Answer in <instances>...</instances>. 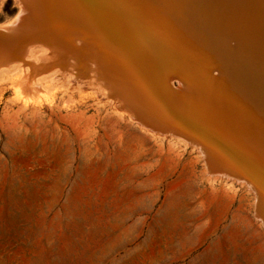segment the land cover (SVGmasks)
I'll list each match as a JSON object with an SVG mask.
<instances>
[{
  "label": "rangeland",
  "instance_id": "1",
  "mask_svg": "<svg viewBox=\"0 0 264 264\" xmlns=\"http://www.w3.org/2000/svg\"><path fill=\"white\" fill-rule=\"evenodd\" d=\"M3 1L1 26L20 12L18 0ZM225 3L213 11L224 19L217 18L216 34L196 19L191 0L197 13L186 17V35L177 38L190 44L189 64L224 75L225 84L207 80L240 98L247 116L232 106L214 111L212 99L182 100L174 64H143L131 52L124 53L134 63L124 66L131 75L106 64L114 68L100 76L102 88L92 64H78V77L60 72L42 82L35 96L18 88L21 69L0 70V264H264V161L238 146H248L242 137L251 129L263 142L264 160V0L245 16ZM178 40H171L176 48ZM201 51L207 57L198 58ZM110 79L115 86L127 79L120 84L128 93L136 89L138 101L127 104L132 115L120 107ZM206 136L209 144L191 142ZM208 157L230 163L224 167L237 175L215 181L223 174L209 169ZM239 165L249 170L240 174Z\"/></svg>",
  "mask_w": 264,
  "mask_h": 264
},
{
  "label": "bare ground",
  "instance_id": "2",
  "mask_svg": "<svg viewBox=\"0 0 264 264\" xmlns=\"http://www.w3.org/2000/svg\"><path fill=\"white\" fill-rule=\"evenodd\" d=\"M18 1L20 3V12L18 15L19 19H17V17H16L11 22H8L7 24L5 23V25L3 24L2 26L0 25V70L2 68H5L6 66H7L6 68H8L9 66H12L11 67L12 72L14 70L16 71L17 69H19V70L21 69L23 71V76H21L22 78L19 79L20 83L17 86H18V88H20L22 90V92H29L28 95L29 94L38 95V93H42L41 91L43 89L40 91V89H41L40 87L42 86L41 83L42 82L44 83L45 81H48V80L51 81L53 78H55L56 75H60L59 74L60 72L63 73V75L68 74V73H72V74L74 73L78 77V75H80V68H82L78 64H86V65L92 64L93 66L92 67L90 66L91 72L93 74L92 76L98 82V84H100V86L102 88L104 85H102L103 81L100 80L101 79L100 76L105 77V76L109 75V74H107V71L109 70V72H110V70L112 71L111 68H114L111 65V66H109L111 68L108 69L107 68L108 66L106 67V64L107 65L108 64H114L115 68H116L115 71L117 73L119 71L120 75H121V72H124V71H125L124 72L125 74L131 73V71H129V69H126L124 67V66H126L127 63H129V61H126V58H124V53L130 54V52H131L134 60L133 59H130V60L136 61L135 59L141 58V63H143V64H174L176 66L175 68L185 75L184 76L182 74H179L178 71H175L176 73L173 74V77L176 76V78L180 79V83H183V87L181 89L182 95L180 94L182 100L184 99V100L191 101V100L196 98L198 102L203 100V99H204V101L207 102L208 100L212 99L214 101L213 106H212L213 110L215 108L216 111H217V109H219L221 112H223L222 109L228 110L229 108H231L230 106H232L233 111L236 108V109H240L239 114L241 112H242L241 114H243V116H245L247 114L246 110L244 109V108H247V106L243 105L239 101L240 98H237L236 96L230 97L229 95L225 94L227 92H219L221 90V88L219 91L213 90L211 88V87H213L212 86L213 81H210L207 79H216V81H219V82H220V80H222L224 82V84L226 83L225 77L221 72H219L218 75H214L211 69H205L203 67V64L199 63L198 61H197V63L201 64L200 70H199V68L193 67L192 66L193 64H189V62H188L189 61L188 60L189 59L188 58L189 57L188 56V47L190 48V44H188V42L187 43L184 42V44H182L178 40L177 36L186 35V33L184 31L185 30L184 27L188 23V21H186V20H187V18L188 19L191 18V13L192 14L197 13V11L195 12L194 9L192 10L193 7L191 5V0H140L142 2V4L138 3L139 6L135 2H134V5L132 4L133 2L130 4L131 0H18ZM136 1H138V0H136ZM256 1L257 0H196V2L198 4V7H197L198 18H196V19L199 21V23H201L203 26L209 28L212 32H216V34H219L217 31L218 26L216 27V20H217V18H220V17H214V12H213L215 10L218 2H220V3L226 2V3H228V5H230L231 7L237 8L241 12L242 11L247 12V11L251 10L250 8H252V6L254 8ZM3 2H4L3 0H0V5ZM228 5H226V6H228ZM259 5H261V4H259ZM228 7H226V8L228 9ZM231 7L229 9H233ZM229 9H228V11H229ZM238 10L237 11L234 10V11H236L238 13L239 12ZM232 12L233 11H231V13ZM226 13H225V15H226ZM250 13H252V12H250ZM242 14H243V12H242ZM263 14H262V16H263ZM258 15H259V13H258ZM249 17H251V16H249ZM256 17L258 18L257 15H256ZM192 18H193V16H192ZM232 18H234V17H232ZM220 19H223V18H220ZM238 19H241V17H239ZM261 19H262V17H261ZM235 20H236V18H235ZM244 20H242V21H244ZM220 22H221V20H220ZM237 22H238V20H237ZM259 23H263V22L260 21ZM201 24H200V27H201ZM232 24L233 23H231V25ZM195 25H196V23H195ZM228 25H230V22ZM231 25H230V27H232ZM258 26H260V25H258ZM196 27H198V25ZM200 27H198V28H200ZM226 27L228 28V26H226ZM254 27H256V26H254ZM174 29H176L178 32L183 31V34H179L178 32L174 33V31H173ZM201 30H200V32L203 31V30L202 31ZM232 31H233V27H232L231 32ZM162 32L164 35L161 34ZM154 33H156L158 37L160 36L159 39L156 41H154V39H153ZM221 34H222V32H221ZM226 34H228V33H226ZM161 36H164V37L169 36V38L172 36V38H170V39L173 42L178 40L180 43L179 47L176 48V46L173 44V42L171 40L169 41L167 38L162 40L163 38ZM154 45H155V47H154ZM156 45H158V46H156ZM128 55H125V56L128 57ZM196 56L198 58L207 57L202 51L197 53ZM206 59L211 60L208 58H206ZM131 62L129 63V64H131L130 68H132V66H133L132 64H134ZM190 62L192 63V61H190ZM207 62H209V61H206V63ZM62 64H68V65H66L68 67L65 69L62 68L61 67ZM95 64H97V67ZM98 64H99V66H98ZM194 65H196V64L194 63ZM58 66H59V69H57ZM164 67H166V66H164ZM209 67L210 66H208V68ZM195 68L198 69L199 71L196 70ZM11 69L9 71L10 73H11ZM56 69L58 71H55ZM105 69H107V71H105ZM120 70H121V72H120ZM104 72L107 75H105ZM170 72H171V70H170ZM0 73H2V72L0 71ZM87 74H89V73H87ZM128 74H127V76L124 74L122 76L123 77L126 76V77H128L127 79H129ZM132 74H134L133 71H132ZM117 75H116V77H117ZM60 76H62V74ZM81 76H84V75H81ZM87 76H86V78H87ZM135 76L136 75H134V78H135ZM206 76H208V78H206ZM88 77H90V76H88ZM123 77L120 76L119 78L122 79ZM131 77L133 78V76H131ZM144 77H142L143 81H144ZM136 78L138 79V77H136ZM139 78H140V76H139ZM142 78H140V79L142 80ZM148 78L147 79L145 78V79L148 80ZM202 78H205V80H202ZM59 79H61V78H59ZM126 80L124 79L123 81L125 82ZM110 81H111V79H110ZM118 81H121V80H118ZM123 81H121V82H123ZM128 81L131 82V78ZM91 82H93V81L91 80ZM121 82H119V85L116 84L117 86H115L112 82V84H113L112 88L114 89V92H115L114 94L116 95L115 97L118 100L120 107L128 110V109H130V106L127 104L130 102H131V104H133L135 101L137 102L138 99L135 100V98H137L138 96L135 94L136 89L135 90L132 89L135 92L134 93L135 96H137L134 98L132 96L133 91L131 89L130 90L132 92L131 91L130 92L132 94L128 93L129 91L127 89L129 86L127 85L128 87L125 90L126 84L121 85L120 84ZM134 83H135V81L133 82V84ZM139 83H141V82H139ZM127 84H130V83H127ZM151 84H152V82H151ZM140 85L143 86V84H139V88H140ZM121 86H124V88H122ZM131 86H132V83H131ZM145 86H147V85H145ZM149 86H150V84H149ZM44 87L45 86H43V88ZM134 87H137V86H135V84H134V86L132 88H134ZM121 88L123 89V93H121L122 92ZM172 88H173V86H172ZM140 89L142 90V88H140ZM151 89H153V88H151ZM221 91H223V90H221ZM43 92H45V90ZM139 94H140V92H139ZM140 95H139V97H140ZM200 97L203 99L200 100ZM142 99H143V96H142ZM139 100L141 101V99H139ZM244 100H246V99L243 97V101ZM143 101L144 100H142L141 103L144 104ZM149 102H150V100H149ZM151 102L148 105V101H147V104H145V105H148L150 108ZM206 102H205V104H206ZM202 104H203V101H202ZM132 106L135 107L134 105H132ZM208 106H210V105H208ZM145 108H147V106ZM201 109H202V107H201ZM206 109H207V107H206ZM124 111H125V113L127 112L126 110H124ZM128 111H129L128 112L129 115L130 114L132 115V113H134V111L131 109ZM214 111H213V113H215ZM251 111H250V113H253ZM148 112H150V109L148 110ZM235 112H237V110ZM204 113H206V111H204ZM259 113H261V111ZM239 114L237 113L236 116H238ZM202 115H203V113H202ZM214 115H209V118L210 117L213 118ZM228 115L232 116V115H234V113L232 115H231V113ZM223 116H224V114L222 115V117ZM248 116H252V114H250ZM253 116H255V115H253ZM202 117H205V116L203 115ZM252 117H250V118H252ZM214 118H216V117H214ZM226 118H227V116H226ZM140 119H141V121H145V120H143V118H140ZM206 119H207V117H206ZM244 119H246V118H244ZM253 119H255V117ZM217 120L219 121V119H217ZM242 121H245V120H242ZM259 121H260V119H259ZM247 122L249 123V121H247ZM252 122H254V121H252ZM256 122H254V123H256ZM235 123H237V122H235ZM262 123L264 124V122H262ZM259 124H260V122H259ZM225 125L227 126V124H225ZM233 125L235 126V124H233ZM241 125H242V123H241ZM244 126H246V125H244ZM247 127H244V128H247ZM229 128H230V125H229ZM237 129H238V127H237ZM242 130L243 129H241L240 131H242ZM250 130L248 129V130L244 131V133L242 132L243 133L242 138H244L245 140H249V141L251 140L252 142L250 141V143H248V146L238 145V144L237 145L240 146L241 148H243V150H245L248 154L257 158L263 164V161H264L263 160V142L258 141V138L255 137L254 133L251 134L252 132H250ZM233 131H234V129H233ZM259 132H257V133H259ZM261 133H264V132H261ZM176 134H178V133H176ZM167 136H169V135L167 134ZM256 136H258V135H256ZM196 138H198V137H196ZM196 138H191V142L193 143V145H197V146H198V144L204 146L206 144H209L208 141L211 142V140H212L210 137H207V136L201 137L202 139L199 138L200 139L199 141L196 140ZM184 139L187 141L186 138H184ZM260 139L262 140L263 138L259 137V140ZM238 140H240V139H238ZM240 142H242V140ZM246 143H247V141H246ZM210 158H211V156H210ZM210 158H209L208 164H207L209 166V169H211L214 172H218V173L223 174V177H219L215 181L222 180V179L229 180L230 178L232 180L233 175H237V173L231 171L229 168L224 167V165L225 166L230 165V163L226 162L227 160L225 161L226 162L225 164L221 165L220 164L221 162L220 163H218V162L213 163L212 160H210ZM236 168H240V171H239L240 174L243 172L244 173L246 172L245 170H242V169H246V167L244 165H239ZM246 170H249V169L247 168ZM244 180H246V179H244ZM254 184H255V182H254ZM250 186H251V184H250Z\"/></svg>",
  "mask_w": 264,
  "mask_h": 264
},
{
  "label": "clouds",
  "instance_id": "3",
  "mask_svg": "<svg viewBox=\"0 0 264 264\" xmlns=\"http://www.w3.org/2000/svg\"><path fill=\"white\" fill-rule=\"evenodd\" d=\"M17 19H19V16H17Z\"/></svg>",
  "mask_w": 264,
  "mask_h": 264
},
{
  "label": "water",
  "instance_id": "4",
  "mask_svg": "<svg viewBox=\"0 0 264 264\" xmlns=\"http://www.w3.org/2000/svg\"><path fill=\"white\" fill-rule=\"evenodd\" d=\"M264 185V184H263Z\"/></svg>",
  "mask_w": 264,
  "mask_h": 264
}]
</instances>
